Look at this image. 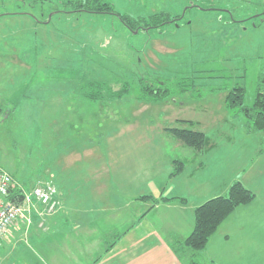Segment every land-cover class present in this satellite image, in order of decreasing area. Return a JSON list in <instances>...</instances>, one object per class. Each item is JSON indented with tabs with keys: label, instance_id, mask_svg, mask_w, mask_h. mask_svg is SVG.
Returning <instances> with one entry per match:
<instances>
[{
	"label": "rangeland",
	"instance_id": "374dc122",
	"mask_svg": "<svg viewBox=\"0 0 264 264\" xmlns=\"http://www.w3.org/2000/svg\"><path fill=\"white\" fill-rule=\"evenodd\" d=\"M73 1L0 0V167L30 200L14 224L22 230L0 241V264H55L56 255L69 264L67 242L54 232L37 235L36 215L45 219L58 209L48 213L36 189L55 190L61 202L59 187L65 206L82 210L73 216L77 223L88 207L108 203L119 208L108 214L125 228L154 204L138 195L168 198L173 161L203 157L177 140L174 128L206 134L213 150L204 161L217 162L221 174L245 172L250 185L260 180V163L249 156L259 146L263 152L264 132L250 134L252 123L226 98L241 84L244 107L255 103L264 73V0H104L115 14L75 12L67 5ZM161 12L174 22L139 31L117 15ZM144 82L169 96L143 100ZM183 85L188 91L181 94ZM165 217L161 210L149 218L158 226ZM105 221L99 223L107 230ZM172 243L194 264L180 242ZM195 264L206 263L198 257Z\"/></svg>",
	"mask_w": 264,
	"mask_h": 264
},
{
	"label": "crops",
	"instance_id": "0c3cea01",
	"mask_svg": "<svg viewBox=\"0 0 264 264\" xmlns=\"http://www.w3.org/2000/svg\"><path fill=\"white\" fill-rule=\"evenodd\" d=\"M259 147L256 153L249 156V162L260 163L258 171L261 176L256 185L247 183L248 177L247 174L244 175L245 172L243 173L244 178L243 175H232L229 171L221 174L217 169V162H209L208 159L204 161L206 153L199 154L203 155L202 161L185 160V170L173 178L170 176L173 170L171 164L172 170L168 175L166 174L169 179L168 193H170L167 197H185L187 203L183 205L174 201L150 204V211L130 221L132 223L127 228L119 225L118 215L113 212L108 214V210L111 209H114L116 214L119 213V208H107L108 203L102 205L96 202L94 206H90L91 208L85 209L82 223L75 222L78 218L73 216L83 214L82 210L66 207L63 192L58 187L60 207L55 215L45 219H39L40 217L36 215V226H42L37 231V235L54 232L55 238L60 239L61 242H67L66 247L70 248L69 264H186L174 249L172 240L176 244L191 234L194 229L195 209L210 199L227 195L230 186L240 181L256 194V198L232 213L218 232L212 236V240H209L205 250L196 253L184 249L182 252L185 251L194 264L198 257L203 258L206 264H221L222 262L226 264H264V152H262L263 148ZM212 150L213 148L207 150V153L211 154ZM100 167L106 166L101 164ZM99 171L101 170H97ZM101 188H104L103 184ZM165 190L167 191V188ZM112 193L107 192L104 195L108 202ZM138 196L141 197V195ZM137 198L139 197L132 196L133 201H139ZM98 203L100 209L95 207ZM101 206H103L102 209ZM161 210L166 214L163 219L166 221H161L156 226L149 217L150 215L156 216V213ZM106 216L109 223L107 221L103 223L108 226L107 230L99 223L102 217ZM72 220L74 222L71 224ZM21 230L13 225L9 238L13 240L15 233L17 236ZM61 230L63 231L60 233ZM103 231H105L104 234ZM163 234L169 238L164 237ZM179 237L184 239H179ZM218 242H220V249L217 247ZM39 243H46V241L40 240ZM217 251L221 255H216ZM230 253L234 254L232 259H229ZM54 262L55 264L63 263L61 257L57 255L54 256Z\"/></svg>",
	"mask_w": 264,
	"mask_h": 264
},
{
	"label": "trees",
	"instance_id": "16d2710c",
	"mask_svg": "<svg viewBox=\"0 0 264 264\" xmlns=\"http://www.w3.org/2000/svg\"><path fill=\"white\" fill-rule=\"evenodd\" d=\"M75 12L96 13V14H115L114 5L104 0H75L67 4ZM130 30H149L159 29L174 22L169 14L161 12L148 18H133L129 15L117 14ZM126 88L124 92H128ZM188 90L181 86L180 93ZM121 92L120 94L124 93ZM119 94V95H120ZM170 90L156 87L151 84L143 83L142 99L151 102L164 100L169 96ZM245 88L237 84L229 91L226 103L230 109L241 108L245 116L252 123L249 129L250 134L264 132V73L259 78V87L253 107H244ZM92 97V96H91ZM93 98H96L94 95ZM190 123V122H189ZM192 123V122H191ZM170 132L184 145L194 149L199 154L204 153L210 146V140L203 132L190 130L187 128H174ZM264 152V150H263ZM174 169L171 172V178L180 175L186 167V163L180 160L173 161ZM13 198V197H11ZM143 201H153L154 204L161 202H174L186 204L185 197L155 199L152 196H142ZM255 199V193L244 186L241 182H234L225 196H219L205 202L199 206L194 213V229L191 234L180 242L182 250L191 249L194 252L205 250L210 238L216 233L218 228L224 223L234 210L240 206L247 205ZM216 264V263H213Z\"/></svg>",
	"mask_w": 264,
	"mask_h": 264
},
{
	"label": "built area",
	"instance_id": "2783aa9c",
	"mask_svg": "<svg viewBox=\"0 0 264 264\" xmlns=\"http://www.w3.org/2000/svg\"><path fill=\"white\" fill-rule=\"evenodd\" d=\"M53 189H36L34 192L42 205L47 206V212H55L60 207V202L54 198ZM13 197V198H11ZM29 197L24 192L14 177L0 167V241L9 233L11 227L23 216ZM28 224H31L29 219Z\"/></svg>",
	"mask_w": 264,
	"mask_h": 264
},
{
	"label": "water",
	"instance_id": "95a60500",
	"mask_svg": "<svg viewBox=\"0 0 264 264\" xmlns=\"http://www.w3.org/2000/svg\"><path fill=\"white\" fill-rule=\"evenodd\" d=\"M1 111V110H0Z\"/></svg>",
	"mask_w": 264,
	"mask_h": 264
}]
</instances>
